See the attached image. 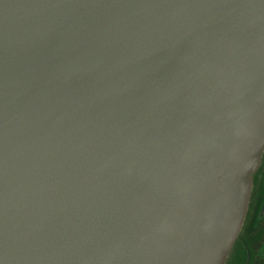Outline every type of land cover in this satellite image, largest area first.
<instances>
[{"label":"water","instance_id":"obj_1","mask_svg":"<svg viewBox=\"0 0 264 264\" xmlns=\"http://www.w3.org/2000/svg\"><path fill=\"white\" fill-rule=\"evenodd\" d=\"M264 152V0H0V264H223Z\"/></svg>","mask_w":264,"mask_h":264},{"label":"flooded vegetation","instance_id":"obj_2","mask_svg":"<svg viewBox=\"0 0 264 264\" xmlns=\"http://www.w3.org/2000/svg\"><path fill=\"white\" fill-rule=\"evenodd\" d=\"M251 179L245 220L223 264H264V152Z\"/></svg>","mask_w":264,"mask_h":264}]
</instances>
